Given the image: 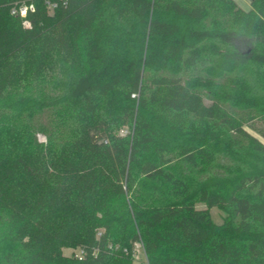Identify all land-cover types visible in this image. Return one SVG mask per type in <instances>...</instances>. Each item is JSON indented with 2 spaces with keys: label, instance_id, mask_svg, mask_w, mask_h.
I'll return each mask as SVG.
<instances>
[{
  "label": "trees",
  "instance_id": "trees-1",
  "mask_svg": "<svg viewBox=\"0 0 264 264\" xmlns=\"http://www.w3.org/2000/svg\"><path fill=\"white\" fill-rule=\"evenodd\" d=\"M261 138L264 0H0V264H264Z\"/></svg>",
  "mask_w": 264,
  "mask_h": 264
},
{
  "label": "rangeland",
  "instance_id": "rangeland-1",
  "mask_svg": "<svg viewBox=\"0 0 264 264\" xmlns=\"http://www.w3.org/2000/svg\"><path fill=\"white\" fill-rule=\"evenodd\" d=\"M250 1L251 0H237V2L239 3V5L243 8H248L250 5ZM50 11V10H49ZM50 13H52V11H50ZM54 78V76H52V74L47 73V75L45 76V79L43 80V83H41L43 86H47L48 82L50 80H52ZM247 129L253 133L254 135H256L257 137L258 134H256L253 130H251L250 128L247 127ZM261 140L264 142V139L261 138ZM198 208L202 209L205 208V205L203 204H199ZM211 216L212 219L215 223L217 224H221L224 221V213L217 207H214L211 209ZM75 253H77V250H75V248H67L64 249V254L68 257H73L75 256ZM133 264H146V258L142 252V249L140 247H138V252H137V256H136V260L134 261Z\"/></svg>",
  "mask_w": 264,
  "mask_h": 264
},
{
  "label": "built area",
  "instance_id": "built-area-1",
  "mask_svg": "<svg viewBox=\"0 0 264 264\" xmlns=\"http://www.w3.org/2000/svg\"><path fill=\"white\" fill-rule=\"evenodd\" d=\"M29 11H32V12L35 11V7L33 4L31 5L23 4L19 8L17 7L13 8V11H12L13 14H19L24 19L23 25L26 28L31 27V22L27 19V15Z\"/></svg>",
  "mask_w": 264,
  "mask_h": 264
},
{
  "label": "crops",
  "instance_id": "crops-1",
  "mask_svg": "<svg viewBox=\"0 0 264 264\" xmlns=\"http://www.w3.org/2000/svg\"><path fill=\"white\" fill-rule=\"evenodd\" d=\"M250 6V5H249Z\"/></svg>",
  "mask_w": 264,
  "mask_h": 264
}]
</instances>
